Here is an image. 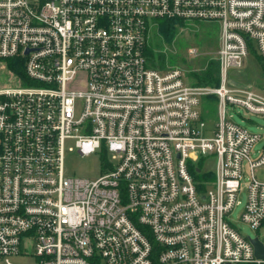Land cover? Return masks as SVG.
<instances>
[{
  "label": "built area",
  "instance_id": "1",
  "mask_svg": "<svg viewBox=\"0 0 264 264\" xmlns=\"http://www.w3.org/2000/svg\"><path fill=\"white\" fill-rule=\"evenodd\" d=\"M171 19L219 24L218 86L148 65ZM252 52L264 66V0H0V264H264L229 219L244 194L241 221L264 224L261 135L228 112L264 118V96L227 83ZM67 144L107 170L65 175Z\"/></svg>",
  "mask_w": 264,
  "mask_h": 264
},
{
  "label": "rangeland",
  "instance_id": "2",
  "mask_svg": "<svg viewBox=\"0 0 264 264\" xmlns=\"http://www.w3.org/2000/svg\"><path fill=\"white\" fill-rule=\"evenodd\" d=\"M158 30L157 24H154L150 28L148 43L153 46L155 53L163 57V68H181L190 85L215 87L198 83L197 74L202 73L207 68L209 62L218 64L219 24L215 22L185 23L179 21L175 25V35L170 39H165L159 34ZM190 47H195L198 50L196 56L189 55L188 50ZM258 58V53L252 52L242 69H229L228 87L233 89L251 88L254 92L264 96V70ZM209 96L212 95L206 97ZM206 97L203 98L201 112L205 116L206 130L212 131L214 129L217 105L215 103V109L210 113L209 109L203 106ZM228 112L232 114V120L235 123L248 129L250 132L261 135V140L252 149L253 157H256L264 145V118L260 115L246 113L240 107L228 108ZM68 146H71V144L66 145L64 152L63 169L65 175L95 179L107 170L105 165L102 166V157L99 153L79 156L75 151H68ZM200 165H204V162ZM206 168L208 169V167ZM254 174L258 181L264 182V166L256 168ZM245 175L247 176L248 174L246 173ZM240 200L242 204L235 206L229 214L231 223L243 236L254 238L259 235L261 237L264 231V224L260 230L256 231L241 221L239 215L245 202L244 194L241 195ZM11 260L23 264L34 263L35 261L30 256L12 257Z\"/></svg>",
  "mask_w": 264,
  "mask_h": 264
},
{
  "label": "trees",
  "instance_id": "3",
  "mask_svg": "<svg viewBox=\"0 0 264 264\" xmlns=\"http://www.w3.org/2000/svg\"><path fill=\"white\" fill-rule=\"evenodd\" d=\"M179 23V20H159L157 21L159 34L165 39H170L175 35V25ZM144 55L148 61V65L153 68H163V57L160 54L155 53L154 48L151 44L147 43L144 47ZM259 63L264 66L260 58H258ZM7 66L10 70L14 71L16 74L22 75V61L7 60ZM197 82L204 85L218 86V64L209 62L207 68L200 74H197ZM216 98L214 96L206 97L203 106L209 109L210 113L215 109ZM202 119H204V114H201ZM200 177L195 173V178Z\"/></svg>",
  "mask_w": 264,
  "mask_h": 264
},
{
  "label": "water",
  "instance_id": "4",
  "mask_svg": "<svg viewBox=\"0 0 264 264\" xmlns=\"http://www.w3.org/2000/svg\"><path fill=\"white\" fill-rule=\"evenodd\" d=\"M250 241L254 249L255 257L258 259H264V248L262 243L257 238H252Z\"/></svg>",
  "mask_w": 264,
  "mask_h": 264
}]
</instances>
